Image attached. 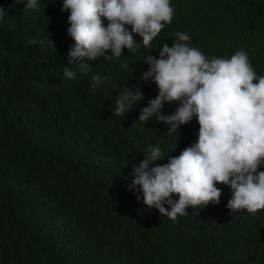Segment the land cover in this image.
I'll list each match as a JSON object with an SVG mask.
<instances>
[{
  "label": "trees",
  "instance_id": "obj_1",
  "mask_svg": "<svg viewBox=\"0 0 264 264\" xmlns=\"http://www.w3.org/2000/svg\"><path fill=\"white\" fill-rule=\"evenodd\" d=\"M170 2L172 23L151 48L133 33L136 51L85 57L77 61L90 65L85 73L69 64L75 41L63 0H38V10L26 13L24 3L0 0V264H264V210L232 212L229 186L217 184L219 204L189 206L177 221L128 188L147 147L158 144L165 156L156 163L166 164L196 142L200 127L193 117L169 134L155 117L138 120L159 91L141 79L147 55L159 58L162 43L172 46L175 33L187 32L209 57L246 51L264 75V0ZM65 67L75 78L64 76ZM97 74L108 79L92 89ZM129 88L144 99L113 115ZM176 107L166 102L163 114Z\"/></svg>",
  "mask_w": 264,
  "mask_h": 264
},
{
  "label": "clouds",
  "instance_id": "obj_2",
  "mask_svg": "<svg viewBox=\"0 0 264 264\" xmlns=\"http://www.w3.org/2000/svg\"><path fill=\"white\" fill-rule=\"evenodd\" d=\"M16 3H24V13L38 10V0ZM62 10L70 13L67 32L75 41L69 64H78L85 73L90 65L77 63L85 57L111 60L121 57L125 47L136 51L140 43L133 33L142 38L145 48H151L175 15L170 0H63ZM3 16L0 6V20ZM190 41L187 32H177L172 46L162 43L159 58L149 54L144 59L150 67L141 79L152 80L159 91L138 120L155 117L169 126L171 134L195 117L198 138L166 164L156 163L165 156L158 144L147 147L145 158L132 165L128 188L135 189L144 205L177 221L178 216L189 214V206L219 204L223 190L217 184H224L231 192L226 207L255 215L264 210V171L259 170L264 165V75L257 74L244 50L230 57H209ZM37 43L43 47L45 42L32 40ZM48 43L55 44L53 39ZM64 76L75 78L76 71L65 67ZM107 79L94 75L90 87L95 89ZM143 99L141 89H126L116 99L113 115H125ZM166 102H178L174 113L163 114ZM174 194L179 198L174 199Z\"/></svg>",
  "mask_w": 264,
  "mask_h": 264
}]
</instances>
